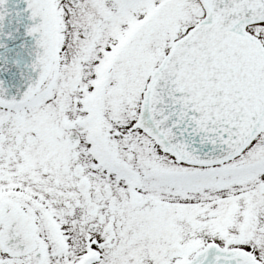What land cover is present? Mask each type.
Instances as JSON below:
<instances>
[{
    "label": "snow or ice",
    "instance_id": "snow-or-ice-1",
    "mask_svg": "<svg viewBox=\"0 0 264 264\" xmlns=\"http://www.w3.org/2000/svg\"><path fill=\"white\" fill-rule=\"evenodd\" d=\"M0 264H264V0H0Z\"/></svg>",
    "mask_w": 264,
    "mask_h": 264
}]
</instances>
